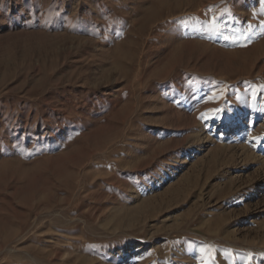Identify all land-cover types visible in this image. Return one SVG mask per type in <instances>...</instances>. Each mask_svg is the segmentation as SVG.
Listing matches in <instances>:
<instances>
[{
	"label": "rangeland",
	"instance_id": "rangeland-1",
	"mask_svg": "<svg viewBox=\"0 0 264 264\" xmlns=\"http://www.w3.org/2000/svg\"><path fill=\"white\" fill-rule=\"evenodd\" d=\"M0 264H264V0H0Z\"/></svg>",
	"mask_w": 264,
	"mask_h": 264
},
{
	"label": "snow or ice",
	"instance_id": "snow-or-ice-1",
	"mask_svg": "<svg viewBox=\"0 0 264 264\" xmlns=\"http://www.w3.org/2000/svg\"><path fill=\"white\" fill-rule=\"evenodd\" d=\"M210 111H213L214 114H218L220 112V109H214V110H210Z\"/></svg>",
	"mask_w": 264,
	"mask_h": 264
}]
</instances>
